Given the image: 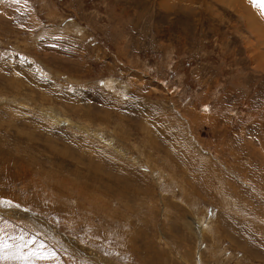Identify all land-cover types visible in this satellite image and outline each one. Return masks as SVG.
<instances>
[{
  "label": "rangeland",
  "instance_id": "rangeland-1",
  "mask_svg": "<svg viewBox=\"0 0 264 264\" xmlns=\"http://www.w3.org/2000/svg\"><path fill=\"white\" fill-rule=\"evenodd\" d=\"M0 200L37 264H264V17L0 0Z\"/></svg>",
  "mask_w": 264,
  "mask_h": 264
},
{
  "label": "snow or ice",
  "instance_id": "snow-or-ice-1",
  "mask_svg": "<svg viewBox=\"0 0 264 264\" xmlns=\"http://www.w3.org/2000/svg\"><path fill=\"white\" fill-rule=\"evenodd\" d=\"M264 17V0H249ZM207 111V108L204 109ZM0 205L14 206L10 201L0 200ZM15 207H19L15 205ZM2 231V229H0ZM11 241V242H9ZM55 252L47 248L44 241H37L34 237L25 239L23 233L19 236L0 235V261H17L19 264H37L38 261L54 260Z\"/></svg>",
  "mask_w": 264,
  "mask_h": 264
},
{
  "label": "bare ground",
  "instance_id": "bare-ground-1",
  "mask_svg": "<svg viewBox=\"0 0 264 264\" xmlns=\"http://www.w3.org/2000/svg\"><path fill=\"white\" fill-rule=\"evenodd\" d=\"M200 220H202V219H200ZM199 222H200V221H199ZM199 225H200V223H199ZM199 225H198V226H199Z\"/></svg>",
  "mask_w": 264,
  "mask_h": 264
}]
</instances>
